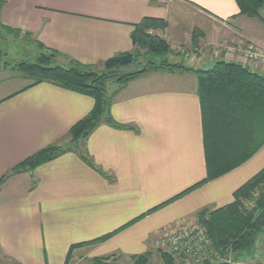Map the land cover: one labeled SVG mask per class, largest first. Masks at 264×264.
<instances>
[{
  "label": "crops",
  "instance_id": "1",
  "mask_svg": "<svg viewBox=\"0 0 264 264\" xmlns=\"http://www.w3.org/2000/svg\"><path fill=\"white\" fill-rule=\"evenodd\" d=\"M2 1L1 23L59 52L67 62L56 63L61 66L72 59L99 67L131 52L134 25L144 17L166 21L160 36L172 48L240 37L264 43V25L241 16L235 0ZM218 60L238 62L207 50L184 61L208 69ZM249 69L264 75V66ZM26 85L0 97V178L39 149L63 142L94 103L50 82ZM196 88L194 72L179 69L124 84L110 114L130 127L100 124L79 145L100 171L69 150L8 174L0 185V261L64 264L72 245L109 233L102 242L73 247L67 264L130 260L154 252L158 236L195 220L200 210L232 202L233 192L264 167V145L239 167L174 198L206 174Z\"/></svg>",
  "mask_w": 264,
  "mask_h": 264
},
{
  "label": "trees",
  "instance_id": "2",
  "mask_svg": "<svg viewBox=\"0 0 264 264\" xmlns=\"http://www.w3.org/2000/svg\"><path fill=\"white\" fill-rule=\"evenodd\" d=\"M235 2L239 14L264 23V18L259 15V10L264 8V0ZM3 3L0 0V9ZM166 25L163 19L144 17L134 25L131 35L133 45L145 48L153 55L169 52L165 39L149 32L154 28L163 29ZM4 33L17 37L23 32L0 21V39ZM23 34L31 36L27 32ZM35 44L47 54H39L34 61H20L13 67L22 73V78L29 81L24 88L40 82H50L86 94L93 98L94 103L91 110L69 128L64 137L67 141L47 145L24 158L0 178V185L8 174L30 171L69 150L77 151L85 163L99 170L88 153L80 148V143L100 124L115 128L130 127L117 123L110 114V106L120 88L138 74L130 69V52L107 59L102 63L103 70L99 72L94 66L72 59H69L67 66L51 65L54 58L61 54L38 41ZM192 45L196 46V43ZM1 55L0 50V57ZM157 67L191 70L197 79L196 93L200 104L206 174L204 179L174 197L177 198L239 167L264 145V75L251 71L238 62L225 60L216 61L208 69H187L183 64L168 63L165 60ZM110 81H116L119 86L108 95L107 84ZM196 219L205 226L212 247L221 258H226L225 254L228 252H232L234 259L240 255L252 256L257 238L264 232V167L233 192L232 202L213 211L200 210ZM111 234L72 245L64 264H67L73 247L102 242ZM149 256L150 252H146L130 258L134 264H147ZM159 256L164 264H185L181 257L168 252L162 251ZM109 258H93L92 261L96 264H108L106 262ZM203 264L229 263L222 259Z\"/></svg>",
  "mask_w": 264,
  "mask_h": 264
},
{
  "label": "rangeland",
  "instance_id": "3",
  "mask_svg": "<svg viewBox=\"0 0 264 264\" xmlns=\"http://www.w3.org/2000/svg\"><path fill=\"white\" fill-rule=\"evenodd\" d=\"M241 16L248 17L245 14H240ZM259 15L264 18V8L259 10ZM251 18V17H248ZM256 19V18H254ZM259 23L264 25V23L259 20ZM164 29V28H163ZM160 28H154L149 31L152 35L160 36ZM162 38V37H161ZM244 39L243 37H240ZM164 39V38H163ZM198 44V43H197ZM35 45V42L32 36H27L21 33L19 36L14 37L13 35H9L4 33L2 38L0 39V50H1V57H0V97L6 93L15 91L16 89L21 88L23 85L27 84L29 81L25 78H22V73L17 71L14 67L20 61H34L35 58L41 54L45 53L41 48ZM201 47V45L193 46L191 44L182 46L180 48H172L169 45L170 51L166 52L163 55H153L148 52L145 48H140L138 46H134L131 53V71L138 72L135 77H139L146 73H154L157 71H166V72H173L176 69H169V68H159L157 65L161 64V61L165 60L168 63H180L183 64L185 67V58L187 56H195L197 57L199 54L194 55V49ZM59 61L62 60L61 57L56 56L54 61L51 65H55ZM67 63V62H66ZM156 67H155V66ZM149 67V68H148ZM103 66L96 67L97 71H101ZM141 69H144L143 72H140ZM193 69V68H192ZM185 70V69H183ZM134 77V78H135ZM133 79V78H132ZM119 84L114 82H108L107 84V93L110 95L114 90L118 88ZM67 141V140H64ZM214 249V248H213ZM163 250L156 249L154 252H150V256L148 259L147 264H164L159 253H162ZM216 251V250H215ZM165 252V251H164ZM226 258L229 257L231 260L230 264H264V232L261 233L257 241L255 243V248L252 256L240 255L237 259H234V255L232 252H228L225 254ZM7 260L1 259L0 264H7ZM133 259L130 258H123L120 262H116L113 260H108L106 263L108 264H134ZM9 263V262H8ZM175 263H177L175 261ZM84 264H95L89 261H86Z\"/></svg>",
  "mask_w": 264,
  "mask_h": 264
},
{
  "label": "built area",
  "instance_id": "4",
  "mask_svg": "<svg viewBox=\"0 0 264 264\" xmlns=\"http://www.w3.org/2000/svg\"><path fill=\"white\" fill-rule=\"evenodd\" d=\"M223 53L226 57H237L238 63L252 68L256 65L264 66V43L258 44L246 39L238 38L230 41H218L204 44L194 49V55ZM155 247L174 256L181 257L185 264L213 263L225 260L212 247L206 228L197 219L180 223L172 232L162 234L155 239Z\"/></svg>",
  "mask_w": 264,
  "mask_h": 264
},
{
  "label": "water",
  "instance_id": "5",
  "mask_svg": "<svg viewBox=\"0 0 264 264\" xmlns=\"http://www.w3.org/2000/svg\"><path fill=\"white\" fill-rule=\"evenodd\" d=\"M144 71V69H141V71L140 72H143Z\"/></svg>",
  "mask_w": 264,
  "mask_h": 264
}]
</instances>
